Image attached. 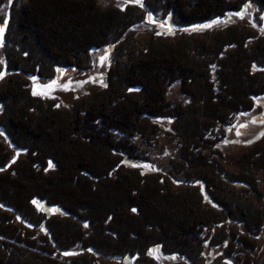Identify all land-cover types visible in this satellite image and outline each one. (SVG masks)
<instances>
[{"label":"trees","instance_id":"1","mask_svg":"<svg viewBox=\"0 0 264 264\" xmlns=\"http://www.w3.org/2000/svg\"><path fill=\"white\" fill-rule=\"evenodd\" d=\"M246 2L264 6V0L153 4L176 12L185 24H197L236 12ZM128 11L101 9L96 0H25L12 37L6 32L3 41L23 50L17 40L30 32L53 61H61L57 65L77 67L80 56L85 60L90 51L122 37L138 16ZM19 31L22 35L16 36ZM253 31L228 26L209 34L210 43L184 42L188 49L179 53L134 54L118 83L108 81L75 104L74 118L53 114L57 111L43 114L28 105V82L22 74L34 71L24 69L17 50L11 48L15 68H4L9 82L0 87V103L6 116V102L16 101L6 124L24 138H14L5 117H0V264L25 261L28 238L20 224L29 229L26 219L36 222L31 225L40 227L43 239L50 238L44 240L46 248L32 249L46 252V257L35 254V259L47 264H67L63 260L71 256L75 264H101L105 258L113 264L136 260L147 264L151 260L144 246L131 245V239L138 241L141 234L143 243L149 238L152 246L159 245L168 254L169 240L178 233L190 239L202 234L201 229L212 231L219 225L222 235L213 242L230 247L242 244L237 225L256 235L264 221V195L258 187V177L264 175V147L255 143L238 155L236 170L224 165L219 148L235 116L250 110L254 98L264 94V29ZM211 42L215 45L209 60L188 54L199 56ZM173 82L180 84L187 103L167 100ZM161 121H169L171 129L165 130ZM161 134L179 145L170 166L182 176L181 182L174 181L173 172L152 179V174L139 173L128 164L148 161L136 137L151 145ZM19 152L24 158L14 157ZM42 202L56 207L58 214L46 216L37 209ZM197 241L201 248L207 236H198ZM72 250L73 255H65Z\"/></svg>","mask_w":264,"mask_h":264},{"label":"rangeland","instance_id":"2","mask_svg":"<svg viewBox=\"0 0 264 264\" xmlns=\"http://www.w3.org/2000/svg\"><path fill=\"white\" fill-rule=\"evenodd\" d=\"M24 1L25 0H12V2L9 3V0H5L0 8V29H3L2 32H0V64H2L0 71L4 73L0 76V87L9 82L7 79L9 74L5 72L4 68L6 66H9L10 69L15 68L11 67L12 61L10 59V49L14 48V46L11 45V41L8 43L10 46L3 41L4 33L7 32L8 37H12L14 33L13 30L16 27L15 22L18 15V8ZM96 2L98 6L104 10L122 5L123 8L129 10V13L138 12V16L136 20H133L134 23L123 32L121 38L115 40L110 45L95 51H90L85 60L83 56H80L81 59H79V66L77 67H61L57 65L62 64L61 61H53L52 58L39 47V44L35 42L36 40L30 32L26 34L27 36L25 38L21 37L17 40L19 44L23 46V50L14 48L17 50L16 58L20 59L24 69H33L34 71L32 74H22V77L26 78L28 82V105L32 103V106L40 108L43 114L57 111L56 113L53 112V114H61V117L70 116L74 118V109H76L75 104L82 98H88L92 96L95 91H100L106 87L108 81L112 83L116 81L118 83L123 76L125 66L129 64V57L134 56V54L137 55L144 52L161 54L164 51L179 53L183 51L182 48H185V50L188 49L186 48L188 44L186 45L184 42L190 44L198 40L197 43L199 44L202 42L210 43V41H208L209 34L216 31H223L227 29L228 26L236 25L240 28L248 27L251 30L254 29V31L264 29V20H261V15L264 14V6L261 7L249 2H246L240 10L236 11L239 12L243 10L242 18L232 15L236 12H230L220 17L219 21L212 27L204 29L194 28L193 26L208 24L212 20L197 24H185L180 21L176 12L163 11L162 8H158L156 4H153L154 0H142L143 7L129 3L127 0H96ZM130 7H134L135 10ZM149 14H151V19L154 20L155 23H150L146 19ZM19 32L20 33H15L16 36L22 35V32ZM157 32L160 34L157 35ZM262 34H264V31ZM214 45L215 43L211 42L207 49L208 51H204L203 49L202 51L200 50L198 53L199 56L195 55L197 54L196 52H194L195 54L187 52L195 59L198 57L202 60H209L211 58L210 55H212L210 52L213 51ZM24 47L26 48L24 49ZM105 49L108 50V59L104 64H98V57L104 54ZM214 70L215 66L212 68V71ZM11 72L10 70V73ZM30 77H36V80L33 81ZM53 79L57 80L58 85L69 83L70 87L66 91L62 90L59 86L51 91L41 88V86L48 84ZM34 85L37 87L38 92L43 90L48 91L49 94L47 96L33 95ZM187 97L188 96L181 94L180 84L178 82H173L167 88L166 98L172 103H187L189 100ZM25 101V98L21 99L22 104ZM15 102H12V100L6 102V116H4V109H2L1 106L3 103H0V117L2 115L5 117L4 119L6 120L4 123L9 129L10 134H13L14 138H24L22 133L14 134L13 131L15 132V129L10 128L9 125L6 124L9 110L16 105ZM253 120H255V123L252 122ZM160 124L162 127H165V130L171 129V123L169 121H161ZM241 125H245V127L241 128ZM238 131L240 132L239 135H237ZM135 140L139 150L144 152V156L148 161L142 162L136 160L128 162L129 165L136 166L137 168H133L137 169L139 173L145 172L150 175L152 174V179H156L155 177L158 175L166 177V175L172 174L173 171L172 166H170V159L176 156L180 151L176 140L162 134L158 135L157 140L152 141L151 145L141 137H136ZM255 143H259L261 146L263 145L262 148L264 147V94L255 99L254 105L250 110L237 114L234 118V122L226 128L225 137L219 143V148L225 156V161H223V163L228 170H236V166L234 165L235 158L244 153ZM14 157L24 158V153L19 152L18 155L16 156L15 154ZM173 173L174 176H171L174 181L181 182L182 176H180L178 172ZM258 187L260 192L264 195V175L258 177ZM262 206H264V200ZM37 209L42 211L46 216L58 214V209L56 207L48 206L43 202L37 205ZM26 222L30 225L29 229L23 224H20V226L22 225L24 228L23 232L26 233L25 236L28 238L27 242L24 241L25 244L28 243V247L23 246L24 244L22 243L19 244V246L22 245L25 248L24 255L26 258L24 262H16L15 264H47L35 259L37 258L35 254L44 258L46 257V252L41 253L40 250L38 251L35 249V251L32 249L39 246H45L46 248L48 243L44 242V240L49 237L45 235L47 237L43 239L44 234L40 231L38 225L33 229V224L31 225V223H36L35 221H28V219H26ZM237 227V230L243 235L242 244L240 245L241 242H238L234 246L231 244V247L227 243L224 244L223 241L222 243L221 241L218 243L213 242L216 240L218 241L219 236L222 235L219 225L218 227L216 226V230H212L213 232L211 230L201 229L200 232L202 234L191 236V240L179 236L180 234L178 233L169 240V251H171L169 254L167 253L168 251H165V249L159 245L152 246V242H148L149 238H147L148 241L146 239V243H143L145 239L142 234V237H140L138 241L131 239V245H137L138 247L144 246L145 254H147L151 260V262L147 264H264V221L258 233L254 236L248 234L242 225H237ZM198 236H207V241L202 244L201 248L199 246L200 243L197 241ZM30 243L34 244V246H30ZM156 246H159V250L158 253H154L157 258L153 259V256L148 254V250L155 249ZM230 248L231 250H228ZM181 251H183V253H181ZM185 251L187 252L186 254ZM70 252H73V250ZM74 252H76V250H74ZM73 254L74 253L70 255ZM172 257L176 258L173 259ZM52 258L54 257L52 256ZM70 259H72V256L67 259L65 258L63 262L66 261L65 263L67 264H75L72 260L70 261ZM139 262V260H136L133 263L140 264ZM7 264L13 263L8 262ZM101 264L113 263L109 261V258H105Z\"/></svg>","mask_w":264,"mask_h":264},{"label":"snow or ice","instance_id":"3","mask_svg":"<svg viewBox=\"0 0 264 264\" xmlns=\"http://www.w3.org/2000/svg\"><path fill=\"white\" fill-rule=\"evenodd\" d=\"M12 0H9V3H11ZM127 2L129 3H133V4H136L140 7H143V3H142V0H127ZM119 7L121 8V10L123 11L124 8L122 5H119ZM250 7V5H249ZM227 15V14H226ZM232 15H235L239 18H242L243 17V10L242 11H239V12H236V13H233ZM146 19L150 22V23H155L154 20L151 19V14H149ZM219 17L216 18L215 20H212L210 21L208 24H204V25H200V26H193L194 28H200V29H204V28H210L212 27L214 24H216L218 21H219ZM261 20H264V14L261 15ZM163 26V25H161ZM255 26V25H254ZM3 29H0V32H2ZM160 33L157 32V35H159ZM108 59V50L105 49L104 51V54L100 57H98V64H104ZM255 68V65L253 66ZM4 73L3 72H0V76H2ZM31 80L35 81L36 80V77H30ZM91 79V78H90ZM59 86L60 88H62V90H68V88L70 87V84L69 83H64V84H60L58 85V82L57 80L53 79L51 80L48 84L46 85H43L41 86L42 89H48L49 91L53 90L55 87ZM49 94L48 91H37V87L34 85L33 87V95H41V96H47ZM256 98H254L255 100ZM253 123H255V120L252 121ZM241 128H244L245 125H241L240 126ZM240 132L238 131L237 132V135H239ZM51 166V164H50ZM154 170V169H153ZM33 203L35 204L36 202L33 201ZM85 227H87V224H85ZM158 250H159V246H156L155 249H149L148 250V254L149 255H152L153 256V259L157 258V256L154 254V253H158ZM71 253H65V255H70ZM173 259H175L176 257H172Z\"/></svg>","mask_w":264,"mask_h":264},{"label":"water","instance_id":"4","mask_svg":"<svg viewBox=\"0 0 264 264\" xmlns=\"http://www.w3.org/2000/svg\"><path fill=\"white\" fill-rule=\"evenodd\" d=\"M67 253H71L72 254V253H75V252L73 251V252H67Z\"/></svg>","mask_w":264,"mask_h":264},{"label":"bare ground","instance_id":"5","mask_svg":"<svg viewBox=\"0 0 264 264\" xmlns=\"http://www.w3.org/2000/svg\"><path fill=\"white\" fill-rule=\"evenodd\" d=\"M16 158L12 159V161H14Z\"/></svg>","mask_w":264,"mask_h":264}]
</instances>
